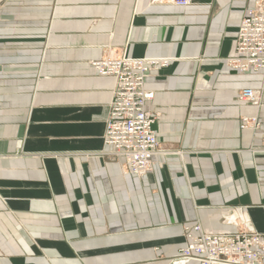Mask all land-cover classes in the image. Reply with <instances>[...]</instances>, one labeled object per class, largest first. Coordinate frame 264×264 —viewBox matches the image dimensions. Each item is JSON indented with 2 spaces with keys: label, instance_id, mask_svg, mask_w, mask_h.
<instances>
[{
  "label": "crops",
  "instance_id": "crops-1",
  "mask_svg": "<svg viewBox=\"0 0 264 264\" xmlns=\"http://www.w3.org/2000/svg\"><path fill=\"white\" fill-rule=\"evenodd\" d=\"M259 1L0 0V264H171L184 226L264 233V75L225 61ZM123 51L169 60L143 178L103 154L115 83L92 62Z\"/></svg>",
  "mask_w": 264,
  "mask_h": 264
},
{
  "label": "built area",
  "instance_id": "built-area-1",
  "mask_svg": "<svg viewBox=\"0 0 264 264\" xmlns=\"http://www.w3.org/2000/svg\"><path fill=\"white\" fill-rule=\"evenodd\" d=\"M192 0H171L186 7ZM228 67L238 73L264 75V0L245 10L241 19L231 56L225 59ZM100 76H111L115 87L105 121L104 144L106 156H122L125 172L143 178L152 172L158 153V140L153 129L157 113L148 108L153 92L145 88L147 77L169 65L167 58H135L122 52L108 54L92 62ZM238 97L243 102L258 104L261 90L243 88ZM240 127L259 129L256 117H243ZM252 153H264V131L250 146ZM180 156L183 152L178 151ZM264 258V234L251 225L238 232L209 230L199 223L184 226L183 245L170 260L179 264L196 260L199 264H261Z\"/></svg>",
  "mask_w": 264,
  "mask_h": 264
},
{
  "label": "rangeland",
  "instance_id": "rangeland-1",
  "mask_svg": "<svg viewBox=\"0 0 264 264\" xmlns=\"http://www.w3.org/2000/svg\"><path fill=\"white\" fill-rule=\"evenodd\" d=\"M123 52H125V51H123ZM227 215H228V211H226V212H223V216L224 217H227ZM223 220H226V218H223ZM262 233V232H261ZM264 234V233H263ZM264 258H262L261 259V264H262V260H263Z\"/></svg>",
  "mask_w": 264,
  "mask_h": 264
}]
</instances>
